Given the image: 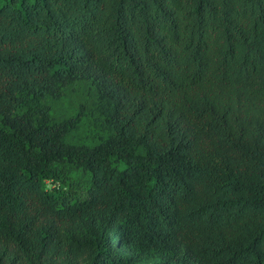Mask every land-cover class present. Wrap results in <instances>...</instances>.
Returning <instances> with one entry per match:
<instances>
[{"label":"trees","instance_id":"trees-1","mask_svg":"<svg viewBox=\"0 0 264 264\" xmlns=\"http://www.w3.org/2000/svg\"><path fill=\"white\" fill-rule=\"evenodd\" d=\"M0 264H264V0H0Z\"/></svg>","mask_w":264,"mask_h":264}]
</instances>
